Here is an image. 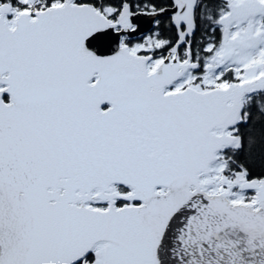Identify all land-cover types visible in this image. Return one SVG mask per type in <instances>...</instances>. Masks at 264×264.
Segmentation results:
<instances>
[{
	"label": "snow or ice",
	"instance_id": "snow-or-ice-1",
	"mask_svg": "<svg viewBox=\"0 0 264 264\" xmlns=\"http://www.w3.org/2000/svg\"><path fill=\"white\" fill-rule=\"evenodd\" d=\"M181 216L177 264H264V0H0V264H169Z\"/></svg>",
	"mask_w": 264,
	"mask_h": 264
},
{
	"label": "water",
	"instance_id": "water-1",
	"mask_svg": "<svg viewBox=\"0 0 264 264\" xmlns=\"http://www.w3.org/2000/svg\"><path fill=\"white\" fill-rule=\"evenodd\" d=\"M165 15H167V14H165ZM145 19H147V18H141V20H145ZM151 29H152L151 25H148V27L144 30V32L142 34L144 35V34L148 33ZM138 35H141V34L138 33ZM183 220H184L183 216H181L179 219L175 220L173 223V228L168 235V245H167L168 256H167V259L169 261V264H177L178 258L173 256L171 253H172L173 248H178L180 246V241L178 240L177 237H178L179 229L183 226Z\"/></svg>",
	"mask_w": 264,
	"mask_h": 264
},
{
	"label": "trees",
	"instance_id": "trees-1",
	"mask_svg": "<svg viewBox=\"0 0 264 264\" xmlns=\"http://www.w3.org/2000/svg\"><path fill=\"white\" fill-rule=\"evenodd\" d=\"M158 2H163V0H158ZM159 19H161V21H162L161 31L164 32L165 35H171V33L166 28L167 15L159 17ZM151 31H154V29H152ZM202 33H203V27L199 31H197L196 38L199 39Z\"/></svg>",
	"mask_w": 264,
	"mask_h": 264
},
{
	"label": "flooded vegetation",
	"instance_id": "flooded-vegetation-1",
	"mask_svg": "<svg viewBox=\"0 0 264 264\" xmlns=\"http://www.w3.org/2000/svg\"><path fill=\"white\" fill-rule=\"evenodd\" d=\"M152 29H153V28H152ZM152 29H151V30H152ZM151 30H150V31H151ZM148 33H149V32H148ZM148 33H146V35H147ZM144 35H145V34H144Z\"/></svg>",
	"mask_w": 264,
	"mask_h": 264
},
{
	"label": "rangeland",
	"instance_id": "rangeland-1",
	"mask_svg": "<svg viewBox=\"0 0 264 264\" xmlns=\"http://www.w3.org/2000/svg\"><path fill=\"white\" fill-rule=\"evenodd\" d=\"M146 35V34H145Z\"/></svg>",
	"mask_w": 264,
	"mask_h": 264
}]
</instances>
